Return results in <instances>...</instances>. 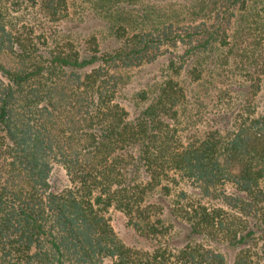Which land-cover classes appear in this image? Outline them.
<instances>
[{"label": "trees", "instance_id": "trees-1", "mask_svg": "<svg viewBox=\"0 0 264 264\" xmlns=\"http://www.w3.org/2000/svg\"><path fill=\"white\" fill-rule=\"evenodd\" d=\"M179 1L0 0V264H264V0Z\"/></svg>", "mask_w": 264, "mask_h": 264}, {"label": "rangeland", "instance_id": "rangeland-1", "mask_svg": "<svg viewBox=\"0 0 264 264\" xmlns=\"http://www.w3.org/2000/svg\"><path fill=\"white\" fill-rule=\"evenodd\" d=\"M137 4L140 7H145V10L149 11V15L152 19H156V22H168L174 21L176 18H180L183 15H178L180 10L185 9L186 5H181L179 0H138ZM186 16V15H184ZM181 21V20H180ZM175 22L172 24V27L177 29L181 26L182 22ZM132 75V79L142 78L147 76L142 72H136L135 69L130 71ZM256 104L264 106V75L262 76V88L259 92V96L256 95ZM52 177H54V181H59L60 183L65 182V175L63 170L60 167H56L55 171H53ZM108 218L111 226L113 227L114 231L117 233L118 236H121L124 240L130 241L132 239V232L128 226L125 225L124 216L116 209H109L108 210ZM234 250L233 249H226V264H231L232 256ZM103 264H110V260L108 258L104 259Z\"/></svg>", "mask_w": 264, "mask_h": 264}]
</instances>
